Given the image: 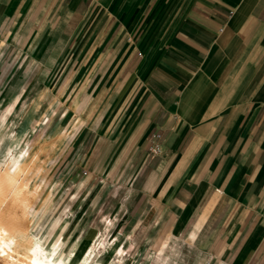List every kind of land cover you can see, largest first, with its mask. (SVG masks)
Instances as JSON below:
<instances>
[{
	"label": "crops",
	"instance_id": "crops-1",
	"mask_svg": "<svg viewBox=\"0 0 264 264\" xmlns=\"http://www.w3.org/2000/svg\"><path fill=\"white\" fill-rule=\"evenodd\" d=\"M0 6L53 55L90 57V86L113 94L103 122L134 137L132 206L148 223L169 243L226 232L231 263L264 264V0ZM156 131L163 152L150 159Z\"/></svg>",
	"mask_w": 264,
	"mask_h": 264
},
{
	"label": "rangeland",
	"instance_id": "rangeland-1",
	"mask_svg": "<svg viewBox=\"0 0 264 264\" xmlns=\"http://www.w3.org/2000/svg\"><path fill=\"white\" fill-rule=\"evenodd\" d=\"M19 21L0 15V161L24 152L17 178L29 184L3 206L16 222L10 240L57 241L70 264L91 252L92 264H234L226 232L217 245L194 233L169 243L132 206L134 137L102 120L113 94L90 86L98 77L85 70L90 57L53 55Z\"/></svg>",
	"mask_w": 264,
	"mask_h": 264
},
{
	"label": "bare ground",
	"instance_id": "bare-ground-1",
	"mask_svg": "<svg viewBox=\"0 0 264 264\" xmlns=\"http://www.w3.org/2000/svg\"><path fill=\"white\" fill-rule=\"evenodd\" d=\"M7 142L8 140H6L5 143L7 144ZM3 150V148L0 149V154L4 152ZM23 155L24 152H15L11 158L0 161V264H70L72 255H63L62 249L60 248L61 245L57 243V241H54L51 245L49 244V247H46L41 236H38L35 233H32L27 237L25 240L27 243H21L20 241V243L15 244L16 241L13 242L10 240L11 235L10 232H8V229H13L12 224L15 221L9 214L5 213L4 210L6 207L3 209V206L7 203L11 195H21V193L29 187L27 182L22 183L20 182L21 180L19 181V178H17L18 173L20 171V173H22L24 162H22L21 157ZM2 165L8 167L5 173L1 172V169H3ZM36 191L38 190L36 189ZM44 250H48L49 252H45ZM90 255L82 258L80 264H92L93 262L90 261Z\"/></svg>",
	"mask_w": 264,
	"mask_h": 264
},
{
	"label": "built area",
	"instance_id": "built-area-1",
	"mask_svg": "<svg viewBox=\"0 0 264 264\" xmlns=\"http://www.w3.org/2000/svg\"><path fill=\"white\" fill-rule=\"evenodd\" d=\"M162 133L160 131H156L153 134L152 143L149 147V157L150 159L156 158L160 156L163 152L162 145Z\"/></svg>",
	"mask_w": 264,
	"mask_h": 264
}]
</instances>
